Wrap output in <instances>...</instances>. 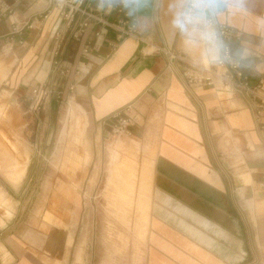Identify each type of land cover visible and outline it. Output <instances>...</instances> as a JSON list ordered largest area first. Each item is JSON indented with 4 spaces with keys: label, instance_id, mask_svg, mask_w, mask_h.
Listing matches in <instances>:
<instances>
[{
    "label": "crops",
    "instance_id": "1",
    "mask_svg": "<svg viewBox=\"0 0 264 264\" xmlns=\"http://www.w3.org/2000/svg\"><path fill=\"white\" fill-rule=\"evenodd\" d=\"M245 8L225 12L219 24L237 35L231 51L246 53L241 71L249 86H262L264 97V0H245ZM83 9L92 18L78 15L68 25L56 0H0V84L6 83L3 95L10 92L31 129L25 134L30 148L22 150L0 134V173L7 180L0 182V264H86L85 195L79 189L95 184L100 158L87 181L76 177L92 153L100 157L105 142L123 136L113 135L116 112L131 119L125 136L138 142L147 161L142 171L150 191L138 246H145L144 264H264L258 100L186 83L187 65L198 61L169 38L167 0H155L148 27L119 39L113 10L99 11L97 0H85ZM165 51L176 59L171 62ZM34 90L49 96H34ZM59 99L66 106L47 153L42 142L52 140ZM43 155L52 172L33 202L28 195L35 185L25 177ZM118 161L111 151L107 185ZM54 173L64 178L54 181ZM99 216V264H114L117 247L107 244V217Z\"/></svg>",
    "mask_w": 264,
    "mask_h": 264
},
{
    "label": "rangeland",
    "instance_id": "2",
    "mask_svg": "<svg viewBox=\"0 0 264 264\" xmlns=\"http://www.w3.org/2000/svg\"><path fill=\"white\" fill-rule=\"evenodd\" d=\"M3 84L6 83L3 82L0 84L2 85L0 86V103L3 106L0 107V116H4V118H0V134L5 135L8 139L13 141L19 150H22L24 147L30 148L25 137L27 131H31V129L29 130V128H26V123L28 121L19 108L14 106V98L9 95L10 92L9 94L5 92L3 95L2 90L8 89L6 86H3ZM58 102L60 108L56 118L54 117V123L51 127L52 133H50L52 135V140L47 141V145H44L45 139L42 142V147L44 148L45 146V149L47 148V153H50L48 150L50 146L51 148L55 147L57 132L61 127L62 113L66 106V102L62 104L60 99ZM74 114L77 116V113ZM67 122L69 127V120ZM50 134L48 135L50 136ZM123 136L121 139L116 138L112 143L105 142L104 146L101 147L100 157L99 154L94 156L92 153L90 162L82 166V169L85 170L81 173L84 174L82 177L78 175L76 177V179L87 181L92 175L94 164H96L100 158V162L95 166L97 171L95 184L93 183V185L90 186L88 183H85V187L79 189V193H84L85 195L84 234L86 239V264H99L101 260V221L99 216L101 212L107 217L104 222L105 228L102 227L105 233L110 237L107 244H110L112 249L117 247L116 253L118 257L114 264H144L145 246H141L139 249L138 246L140 243L142 244L144 240V228L146 223V220L142 219L140 215L147 212V196L150 191L149 188L144 187L145 180H143V174H145V172L142 171V169H146L147 161L146 156L143 157L144 161L142 160L138 142L131 139V137ZM76 143L78 142L76 141ZM0 146L3 145L0 144ZM90 147L92 148L93 146ZM104 147H106L105 150ZM94 148L99 149V145L96 147L94 146ZM111 151L118 154L119 161L113 166V170L116 172V174L111 175L113 183L107 185ZM78 154L81 157L82 152H78ZM45 158L46 156L44 155L35 157L34 159L36 162L33 161L31 171L28 172L25 177V179H32L33 185H35L34 188L30 189L28 195L31 196L33 202H36L41 197L42 188H40V186L43 185L48 174L52 172L50 164L49 166H45ZM47 160L50 163L52 157L48 155ZM135 163L136 166L134 165ZM133 167H135V178L132 177ZM63 178V175L54 173L51 179L55 181ZM5 181L7 180L0 173V182L3 183ZM34 206L35 203L32 205V208H34ZM126 212L128 214H126ZM129 212L132 213V218H130ZM126 215L129 217L127 220L124 218ZM249 238L252 237L249 236ZM125 245L126 248L123 251ZM121 252L122 254H120ZM142 257V260L139 259Z\"/></svg>",
    "mask_w": 264,
    "mask_h": 264
},
{
    "label": "clouds",
    "instance_id": "3",
    "mask_svg": "<svg viewBox=\"0 0 264 264\" xmlns=\"http://www.w3.org/2000/svg\"><path fill=\"white\" fill-rule=\"evenodd\" d=\"M154 6L155 0H97V9L106 14L119 7L134 29L149 26V10ZM245 10V0H167L169 38L178 39L185 53L208 66L223 64L228 59L242 62L246 53L230 50L219 19L225 12Z\"/></svg>",
    "mask_w": 264,
    "mask_h": 264
},
{
    "label": "built area",
    "instance_id": "4",
    "mask_svg": "<svg viewBox=\"0 0 264 264\" xmlns=\"http://www.w3.org/2000/svg\"><path fill=\"white\" fill-rule=\"evenodd\" d=\"M63 10L61 16L67 21L68 25H72L76 21L78 15L89 17L88 13L83 9L85 0H56ZM113 11L119 20L114 26L115 32L118 34V39L122 37H134L135 29L131 27L129 18L123 13V11L117 7ZM261 17L264 19V8L261 13ZM85 26V25H84ZM221 32L226 44L231 50V44L237 35L227 26L220 25ZM165 56L172 62L176 59L175 56L169 54V52H163ZM183 77L188 85L195 86L197 88H209L217 93L228 92H241L245 95L255 98L260 103L255 112L256 120L262 124L261 120L264 118V97H262V86L251 87L248 84L247 78L241 71L240 62L233 59L226 60L223 64L214 65L210 67L202 62H192L187 65V69L183 73ZM34 96H42L44 98L49 96L47 91L34 90ZM123 113L116 112L112 115L117 122L113 128V135L118 137L126 135L129 132L131 126V119L129 117H123Z\"/></svg>",
    "mask_w": 264,
    "mask_h": 264
},
{
    "label": "bare ground",
    "instance_id": "5",
    "mask_svg": "<svg viewBox=\"0 0 264 264\" xmlns=\"http://www.w3.org/2000/svg\"><path fill=\"white\" fill-rule=\"evenodd\" d=\"M206 65V64H205ZM111 177V176H110Z\"/></svg>",
    "mask_w": 264,
    "mask_h": 264
}]
</instances>
